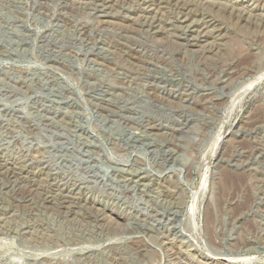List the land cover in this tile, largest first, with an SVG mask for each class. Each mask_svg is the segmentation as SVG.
Here are the masks:
<instances>
[{"label":"rangeland","instance_id":"obj_1","mask_svg":"<svg viewBox=\"0 0 264 264\" xmlns=\"http://www.w3.org/2000/svg\"><path fill=\"white\" fill-rule=\"evenodd\" d=\"M0 264H264V0H0Z\"/></svg>","mask_w":264,"mask_h":264},{"label":"bare ground","instance_id":"obj_2","mask_svg":"<svg viewBox=\"0 0 264 264\" xmlns=\"http://www.w3.org/2000/svg\"><path fill=\"white\" fill-rule=\"evenodd\" d=\"M257 78V77H256ZM220 137V136H219ZM207 166V165H206ZM197 187H198V185H197ZM194 203V202H193ZM205 221H204V225H205V229H206V231L207 232H209V226H210V223L212 222V215H211V211H210V209L209 208H207V210H206V213H205ZM224 259V258H223ZM222 259V260H223ZM220 260V259H219Z\"/></svg>","mask_w":264,"mask_h":264}]
</instances>
